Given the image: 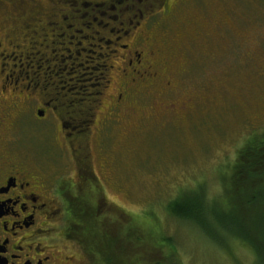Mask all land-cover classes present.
<instances>
[{"label":"flooded vegetation","instance_id":"flooded-vegetation-1","mask_svg":"<svg viewBox=\"0 0 264 264\" xmlns=\"http://www.w3.org/2000/svg\"><path fill=\"white\" fill-rule=\"evenodd\" d=\"M185 1L156 9L142 0L2 4L0 264L81 262L68 246V202H117L109 194L126 182L113 155L129 140L131 118L140 126L162 118L176 108L164 98L190 92L188 81L177 82L189 73L185 54L176 56L174 40H157L166 26L152 19L170 18Z\"/></svg>","mask_w":264,"mask_h":264},{"label":"rangeland","instance_id":"rangeland-1","mask_svg":"<svg viewBox=\"0 0 264 264\" xmlns=\"http://www.w3.org/2000/svg\"><path fill=\"white\" fill-rule=\"evenodd\" d=\"M7 1L2 4L12 6ZM37 1L55 8L57 0ZM65 1L61 8L112 0ZM142 1L144 9L150 3L156 9L163 0ZM152 14L155 24L166 26L164 32L157 30V40H174L176 56L185 54L190 74L177 82L188 81L191 89L164 98L176 108L169 107L173 110L162 118L141 126L138 116L131 118L129 140L115 143L113 155L126 183L120 193L109 194L117 202H95L98 212L117 215L118 208L122 217L132 215L134 221L157 219L159 234L172 241L174 249L164 246L163 253L173 264H256L251 251L218 224L220 215L202 207L218 203L215 211L223 212V175L244 141L264 132V0H186L168 19ZM29 23L36 27L42 19ZM182 102L191 109L186 116L178 109ZM51 153L59 154L54 149ZM55 163L57 168L68 165ZM186 194L194 207L203 202L197 218L209 237L194 222L179 221L167 212L172 201Z\"/></svg>","mask_w":264,"mask_h":264},{"label":"trees","instance_id":"trees-1","mask_svg":"<svg viewBox=\"0 0 264 264\" xmlns=\"http://www.w3.org/2000/svg\"><path fill=\"white\" fill-rule=\"evenodd\" d=\"M222 187L223 212L215 211L218 203L209 208L199 202L194 207L188 201L190 194L172 201L167 212L179 221L194 222L205 237L209 232L197 218L199 208L213 216L217 213L222 220L218 224L251 251L256 264H264V132L244 141L223 175ZM68 209L72 219L67 238L81 253V264H173L163 253L164 246L174 249L172 241L159 234L157 219L134 221L132 215L122 217L118 208L117 215L105 212L103 216L95 202H68Z\"/></svg>","mask_w":264,"mask_h":264}]
</instances>
